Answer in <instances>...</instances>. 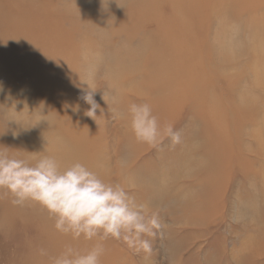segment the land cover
Wrapping results in <instances>:
<instances>
[{
  "label": "rangeland",
  "instance_id": "1",
  "mask_svg": "<svg viewBox=\"0 0 264 264\" xmlns=\"http://www.w3.org/2000/svg\"><path fill=\"white\" fill-rule=\"evenodd\" d=\"M0 84V152L82 163L161 223L137 253L63 235L0 190V264L97 242L101 264H264V0H0ZM133 103L157 117L156 146L135 138Z\"/></svg>",
  "mask_w": 264,
  "mask_h": 264
},
{
  "label": "clouds",
  "instance_id": "2",
  "mask_svg": "<svg viewBox=\"0 0 264 264\" xmlns=\"http://www.w3.org/2000/svg\"><path fill=\"white\" fill-rule=\"evenodd\" d=\"M95 92L87 86L82 96L89 105L85 115L93 120L98 118L96 112L99 109ZM128 113L137 141L151 146L160 143L162 131L149 104H130ZM38 114L47 116L41 111ZM163 135L173 144L181 141L180 133L171 125L163 129ZM0 190L10 193L14 204H39L54 218L56 231L74 240L81 236L86 240L112 238L122 240L137 253L150 254L152 243L144 237H156L161 229L157 213L149 214L144 205L136 204L125 187L105 182L97 172L79 162L61 168L50 156L40 157L32 164L0 152ZM104 252L103 244L97 242L85 252L67 246L51 259L52 264H101ZM46 254L41 249V255Z\"/></svg>",
  "mask_w": 264,
  "mask_h": 264
}]
</instances>
